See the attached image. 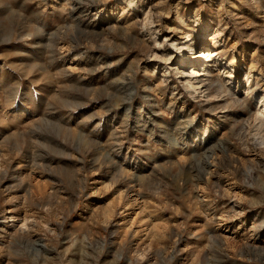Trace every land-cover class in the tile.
I'll return each mask as SVG.
<instances>
[{"label": "rangeland", "instance_id": "374dc122", "mask_svg": "<svg viewBox=\"0 0 264 264\" xmlns=\"http://www.w3.org/2000/svg\"><path fill=\"white\" fill-rule=\"evenodd\" d=\"M257 116L264 0H0V264H264Z\"/></svg>", "mask_w": 264, "mask_h": 264}, {"label": "bare ground", "instance_id": "6f19581e", "mask_svg": "<svg viewBox=\"0 0 264 264\" xmlns=\"http://www.w3.org/2000/svg\"><path fill=\"white\" fill-rule=\"evenodd\" d=\"M192 39V38H191ZM187 48H190L192 51H197L199 49L198 47V41L197 39H194L190 42L186 44ZM217 53L216 49H203L197 60H200L199 63L194 64V67L192 68L191 71L187 72L186 71H181L179 70L180 68L183 69V66L176 68V72L180 73L182 75V77L184 78V84L186 87L192 89V90H196L197 87H199L200 84L206 85L204 84V81L208 79L209 76V61L211 60V57L213 55H215ZM194 61V60H193ZM180 63L184 64L185 60L183 58H180ZM188 73L191 75H188ZM208 75V76H207ZM206 89V95H212L213 92V87L212 86H205ZM199 90V89H198ZM216 90V89H214ZM204 91V90H203ZM200 92V91H199ZM218 92V91H217ZM215 93V92H214ZM204 95V94H203ZM214 95V94H213ZM216 96V95H215ZM207 97V96H206ZM261 97V96H260ZM252 121L257 119L258 123L256 125V129L260 132L261 130L264 131V121L261 119L260 116L257 117H251ZM254 122V121H253ZM241 132V131H240ZM262 141V140H261ZM11 218V216H10ZM13 219V218H12ZM25 220H27V218L24 216L22 217V222L21 224H24L23 226H19V231L24 233V234H28L29 233V225H27V223ZM29 220V219H28Z\"/></svg>", "mask_w": 264, "mask_h": 264}]
</instances>
